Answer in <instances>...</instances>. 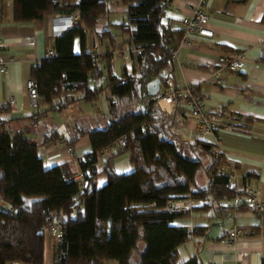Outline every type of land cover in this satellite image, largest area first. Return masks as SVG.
I'll use <instances>...</instances> for the list:
<instances>
[{
    "label": "trees",
    "instance_id": "16d2710c",
    "mask_svg": "<svg viewBox=\"0 0 264 264\" xmlns=\"http://www.w3.org/2000/svg\"><path fill=\"white\" fill-rule=\"evenodd\" d=\"M123 1L126 19L121 22L110 21V0H80L73 10L65 11L76 12L78 24L55 37L54 55L31 69V77L39 82L42 103L30 115L0 118V193L16 209L15 213L0 210V264H46V234L53 222L62 226L63 237L54 240L51 264H105L108 260L117 264H207L198 253L183 261L178 253L179 246L204 232V227L191 229L174 221L193 210L226 212L231 208L224 205L225 200L243 197L225 171L226 167L239 170L238 165L222 154L214 158L210 143L183 142L171 134L155 100L144 94L147 83L165 70L164 85L170 82L172 51L182 33L162 23L172 0ZM59 6L58 0H13V15L17 20L33 21L57 14ZM86 32L104 45L101 66L94 64L91 52L74 51V38L80 37L83 46ZM126 43L142 51L134 58L132 73L125 66L117 75L110 54ZM104 68V84L92 86L90 78L103 76ZM104 88L111 94L105 127L87 130L76 123L73 133L67 129L69 140L56 127L43 131L40 141L32 138L39 123L53 112L78 100L94 103ZM78 92L80 97L75 96ZM9 110V105H0V111ZM86 134L92 149L79 158V165L87 186L72 178L67 163L46 166L38 151L39 143L58 139L74 146ZM122 136L125 145L109 158L127 154L133 171L117 173L109 162L99 169V151ZM184 143L191 153L203 151L209 164L205 166L200 156L188 157ZM202 168L206 186L196 183ZM100 175L106 177L101 187ZM250 177L251 173H245L244 179ZM183 198L202 203L190 211L168 207L170 199Z\"/></svg>",
    "mask_w": 264,
    "mask_h": 264
},
{
    "label": "crops",
    "instance_id": "0c3cea01",
    "mask_svg": "<svg viewBox=\"0 0 264 264\" xmlns=\"http://www.w3.org/2000/svg\"><path fill=\"white\" fill-rule=\"evenodd\" d=\"M79 1L58 0L60 6L57 14L73 10V6ZM195 2L196 0H172L162 23L174 31H182L181 19L192 13ZM207 12L209 27L214 31L213 37H194L190 44L178 48L173 68L170 70V81L178 88L187 83L198 84L206 92L207 110L223 116L227 122V126L218 131V149L229 162L238 165L242 175L251 173V177L245 180L257 186L264 197V0H208ZM73 13L77 15L76 12ZM53 15L56 14L50 13L33 21L17 20L13 15V0H0V50L9 60L8 72L0 73V105L10 107L9 111H0V118L23 117L35 111L30 107L25 83L31 78L32 66L40 63L47 56V50L53 47ZM96 42L100 50L105 49L93 34L86 32L83 46L80 37L74 38V51L80 53L83 48L91 52ZM238 52H244L246 56L243 69L238 72L222 70V75L227 80L224 86L212 82L210 75L220 68L221 61ZM118 62L120 73L115 69L113 72L121 75L125 62ZM126 71L130 73L131 70L126 68ZM106 73L107 68H104L103 76L90 78L91 85L102 86ZM110 95L109 88H104L98 99L91 103L92 110L102 115V120L85 124L83 128L92 130L107 125ZM75 96L80 97L81 93L78 92ZM11 97L16 99L15 106L8 102ZM81 102L82 100H78L60 112H53L51 118H45L39 123L38 132L32 134V138L40 141L43 131L58 128L61 124H67L66 128L73 133L75 118H70L67 113ZM158 108L163 124L170 125L168 130L171 134L183 142L197 140L196 119L189 114L181 98L175 104L161 103ZM56 113L65 115L64 123L56 118ZM61 140L39 143L38 151L46 166L60 163L70 165L75 161L67 153L66 144L61 143ZM73 147L76 159L84 157L92 149L89 135H83ZM183 148L185 152H190L187 144L184 143ZM106 162L111 163L117 173H129L134 169L127 154L118 155L111 160L109 156H102L98 168L101 169ZM209 162V159L207 164L204 161V165ZM203 178L201 184L197 180L198 186H206L207 177ZM105 180V175L98 176V185L101 187ZM201 203L193 200L194 206ZM233 214L234 221H230L225 212L193 210L188 217L176 219V225L191 229L196 225L204 227V232L192 235L179 246L180 259L188 260L198 253L207 264H262L264 216L258 217L247 208L237 209ZM232 224L241 229L243 235L229 246L223 239ZM53 243L51 237L48 243L46 241L47 264L52 261ZM105 264L117 262L108 260Z\"/></svg>",
    "mask_w": 264,
    "mask_h": 264
},
{
    "label": "built area",
    "instance_id": "2783aa9c",
    "mask_svg": "<svg viewBox=\"0 0 264 264\" xmlns=\"http://www.w3.org/2000/svg\"><path fill=\"white\" fill-rule=\"evenodd\" d=\"M208 0H196L193 5L192 13L184 16L181 19L182 33L178 42L177 48L172 51V56L175 58L178 48L184 44H190L194 37L211 38L214 35V31L209 27V14L207 12ZM78 24V15L75 14H56L51 18V35L53 37L60 36L64 31L72 28ZM0 40V48H1ZM140 48L126 43L121 48L115 49L110 54L111 68L114 71L115 61L122 60L125 62L126 68L130 69V73L133 70L134 58L141 52ZM94 64L101 66L103 63V51L99 49L97 42L94 44V49L91 51ZM54 55L53 48L47 50V56ZM245 53L238 52L234 55L227 56L221 61L220 68L210 75V80L219 86H224L227 80L222 75V70H228L230 72H238L243 69L245 61ZM9 60L2 54L0 50V73L5 74L8 72ZM165 75L167 70L164 71ZM27 96L31 108H36L42 103V96L39 92V82L36 78H29L25 83ZM157 105L161 103L175 104L180 98L188 110L189 114L196 119V134L197 139L211 143L215 146L212 149L214 158L220 159L221 156H225L223 152L218 149L220 145V137L218 131L221 128L227 126L226 119L218 114L211 113L206 108V92H204L198 84L187 83L184 86L178 88L172 85L171 81L166 86L164 85V78H162V87L159 93L151 97ZM11 106L16 105V99L11 97L8 100ZM126 137L122 136L115 140L109 146L99 151V160L102 156H112L122 150L125 145ZM61 143L64 141L61 140ZM67 153L75 159L72 164L69 165L72 172V178L74 180L83 181L84 185H88V181L85 179L84 174L79 165V159H76L75 149L73 146L66 145ZM222 154V155H221ZM225 171L228 173L231 184L236 187L237 192L242 193V198H232L224 201V205L228 209L226 218L230 221H234V212L238 207L244 205L248 209L252 210L258 217L264 216V197L260 189L254 186L249 181L244 179V175L234 167H226ZM168 207L176 211H190L193 207V200L191 198L183 199H170L168 201ZM0 210L15 213V207L8 201L4 200L0 193ZM47 232L50 237L55 241H60L63 237L62 226L58 222L51 223ZM243 232L235 224L229 225L226 237L223 239L227 245L232 246L241 236ZM5 264H20L17 261H8Z\"/></svg>",
    "mask_w": 264,
    "mask_h": 264
},
{
    "label": "rangeland",
    "instance_id": "374dc122",
    "mask_svg": "<svg viewBox=\"0 0 264 264\" xmlns=\"http://www.w3.org/2000/svg\"><path fill=\"white\" fill-rule=\"evenodd\" d=\"M110 1H111V13L109 15L110 21L111 22H121L122 20H125L126 19L125 2L123 0H110ZM115 70L116 71L118 70V74L120 73L118 60L115 61ZM74 106H75L73 108L74 110L72 109L67 114L70 115V118H75V124L78 123V125L84 126L85 124L95 123L97 121L102 120V115H100L99 113H96L92 110L93 106L91 103L82 100V102L80 104H78V106L77 105H74ZM90 109H91V111H90ZM56 118L58 120H60L61 123H64L66 120L65 115H63L62 113L61 114L56 113ZM90 125H92V124H90ZM201 154L199 152H197L196 154L191 153V152H186V155L188 157H191V158H194L196 156H200L203 159V161H205V164H207V160L209 158L207 157L206 154H204V153H201ZM204 176H206V174L204 172V169L202 168V169H200V171L198 172V175H197V180L199 181V184H201L204 181V178H203ZM30 199H31V197H30ZM49 236L50 235L47 232V234H46L47 243H48V240L50 239ZM47 254H48V250L46 252V259H47ZM46 262H47V260H46Z\"/></svg>",
    "mask_w": 264,
    "mask_h": 264
},
{
    "label": "water",
    "instance_id": "95a60500",
    "mask_svg": "<svg viewBox=\"0 0 264 264\" xmlns=\"http://www.w3.org/2000/svg\"><path fill=\"white\" fill-rule=\"evenodd\" d=\"M165 73H162L160 77L150 81L147 83L146 85V91H145V95L149 96V97H154L156 96L161 87H162V78H164ZM139 84V89H140V81L138 82ZM57 132L62 135L66 140L70 139V135L67 131L66 125L62 124L58 129Z\"/></svg>",
    "mask_w": 264,
    "mask_h": 264
}]
</instances>
